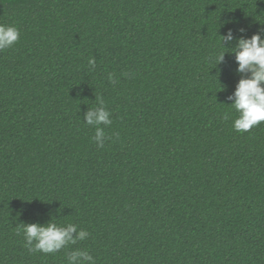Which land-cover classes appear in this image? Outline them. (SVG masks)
Masks as SVG:
<instances>
[{
    "label": "trees",
    "instance_id": "obj_1",
    "mask_svg": "<svg viewBox=\"0 0 264 264\" xmlns=\"http://www.w3.org/2000/svg\"><path fill=\"white\" fill-rule=\"evenodd\" d=\"M0 23L21 33L0 52V264H264V123L233 129L238 65L213 59L264 0H0ZM52 218L90 237L29 252L17 229Z\"/></svg>",
    "mask_w": 264,
    "mask_h": 264
},
{
    "label": "clouds",
    "instance_id": "obj_2",
    "mask_svg": "<svg viewBox=\"0 0 264 264\" xmlns=\"http://www.w3.org/2000/svg\"><path fill=\"white\" fill-rule=\"evenodd\" d=\"M239 32L241 35L236 36L232 29H228L225 35H219L222 38L221 50L216 52L213 59L218 66L224 62L226 53L234 54L238 65L236 72L240 79L234 92L227 97L228 101L232 102L227 105H230L236 113V118L232 121L233 129L239 133H246L254 126L264 123V28L251 37L244 35L246 32L244 28L239 29ZM20 36L18 27L0 23V52L13 47L19 42ZM233 42H235L234 46L229 47ZM88 64L92 70H95V58H90ZM108 79L113 85L117 83L111 73ZM96 100L98 106L88 108L84 122L95 128L92 140L102 149L106 141L112 140L105 129L112 125L113 120L112 113L107 109L104 100L100 97H96ZM223 118L228 120V113H225ZM21 231L25 247L29 252L45 255H55L90 237L87 230L79 228L76 224L58 225L53 218L44 224L22 223V230L18 228L17 234H21ZM66 264H96V261L89 251L73 248L66 252Z\"/></svg>",
    "mask_w": 264,
    "mask_h": 264
}]
</instances>
